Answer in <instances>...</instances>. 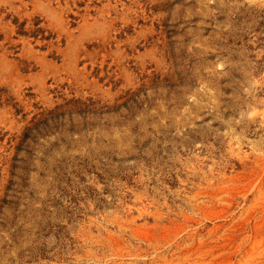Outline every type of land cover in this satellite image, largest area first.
Listing matches in <instances>:
<instances>
[{"label": "rangeland", "instance_id": "rangeland-1", "mask_svg": "<svg viewBox=\"0 0 264 264\" xmlns=\"http://www.w3.org/2000/svg\"><path fill=\"white\" fill-rule=\"evenodd\" d=\"M0 264H264V0H0Z\"/></svg>", "mask_w": 264, "mask_h": 264}]
</instances>
